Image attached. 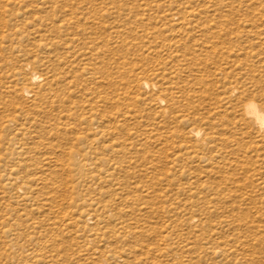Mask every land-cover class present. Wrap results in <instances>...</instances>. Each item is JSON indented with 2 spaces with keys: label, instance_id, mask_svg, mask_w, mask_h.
Masks as SVG:
<instances>
[{
  "label": "rangeland",
  "instance_id": "obj_1",
  "mask_svg": "<svg viewBox=\"0 0 264 264\" xmlns=\"http://www.w3.org/2000/svg\"><path fill=\"white\" fill-rule=\"evenodd\" d=\"M249 102L264 0H0V264H264Z\"/></svg>",
  "mask_w": 264,
  "mask_h": 264
},
{
  "label": "bare ground",
  "instance_id": "obj_2",
  "mask_svg": "<svg viewBox=\"0 0 264 264\" xmlns=\"http://www.w3.org/2000/svg\"><path fill=\"white\" fill-rule=\"evenodd\" d=\"M191 14V13H190ZM190 16V15H188ZM193 16V15H192ZM185 21V20H184ZM61 47V46H60ZM52 49V47H51ZM56 49V48H55ZM54 59V58H53ZM37 75L34 76V81L36 82L38 80ZM43 78V77H41ZM51 78V77H50ZM40 80V79H39ZM33 81V80H32ZM146 85H148V83H145ZM27 96H28V91H26ZM31 93V92H30ZM41 98H45V94H41ZM245 114L247 117H252L255 122L258 124L260 130H264V111L261 110L258 105L255 102H249L247 103L246 107H245ZM264 132V131H263ZM196 135L199 134V131H196L195 133ZM194 134V135H195ZM195 135V136H196ZM18 180V179H17ZM22 184V183H21ZM25 184V183H24ZM26 185V184H25ZM17 186V185H16ZM28 186V185H27ZM28 188V187H27ZM17 189V188H16ZM23 191V190H22ZM25 192V191H23ZM72 213V212H71Z\"/></svg>",
  "mask_w": 264,
  "mask_h": 264
}]
</instances>
